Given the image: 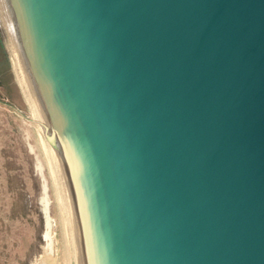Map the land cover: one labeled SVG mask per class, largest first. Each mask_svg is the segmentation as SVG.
Wrapping results in <instances>:
<instances>
[{"label":"water","instance_id":"1","mask_svg":"<svg viewBox=\"0 0 264 264\" xmlns=\"http://www.w3.org/2000/svg\"><path fill=\"white\" fill-rule=\"evenodd\" d=\"M0 31L69 264H264V0H0Z\"/></svg>","mask_w":264,"mask_h":264},{"label":"rangeland","instance_id":"2","mask_svg":"<svg viewBox=\"0 0 264 264\" xmlns=\"http://www.w3.org/2000/svg\"><path fill=\"white\" fill-rule=\"evenodd\" d=\"M71 236L0 31V264H69Z\"/></svg>","mask_w":264,"mask_h":264}]
</instances>
